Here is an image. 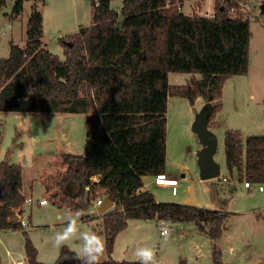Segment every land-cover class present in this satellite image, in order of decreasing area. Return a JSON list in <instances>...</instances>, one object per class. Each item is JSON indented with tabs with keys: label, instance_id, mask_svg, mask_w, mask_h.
<instances>
[{
	"label": "trees",
	"instance_id": "16d2710c",
	"mask_svg": "<svg viewBox=\"0 0 264 264\" xmlns=\"http://www.w3.org/2000/svg\"><path fill=\"white\" fill-rule=\"evenodd\" d=\"M111 1L91 0L92 24L62 40V59L42 40L46 0H34L25 45L12 42L9 55L0 57V112L88 113L85 150L63 155L69 166L60 182L72 179L79 186L77 200L65 192L75 210L86 211L100 196L114 200V208L100 215L109 256L101 264H136L111 256L116 236L132 218L194 222L212 240V264H224L218 240L227 229L229 210L157 201L150 190L140 189L144 176L166 169L169 95L184 96L192 104L203 97L213 106L209 127L217 126L212 118L222 108L226 79L249 70L250 20L230 18L224 9L210 18L187 15L165 7V0H124L118 11ZM5 3L0 0V6ZM23 6L24 0H16L13 13L20 14ZM95 38L100 54L88 53ZM170 71L201 77L171 85ZM224 148L230 177L264 183V133L244 140L241 130L228 129ZM22 174L20 164L0 161V228H23L18 219L10 220L25 204ZM95 186L100 194L91 197L86 192ZM24 232L29 263L44 264ZM55 264L81 262L65 246Z\"/></svg>",
	"mask_w": 264,
	"mask_h": 264
},
{
	"label": "rangeland",
	"instance_id": "374dc122",
	"mask_svg": "<svg viewBox=\"0 0 264 264\" xmlns=\"http://www.w3.org/2000/svg\"><path fill=\"white\" fill-rule=\"evenodd\" d=\"M15 1L6 0V3L0 6V57L9 55L12 42L23 44L27 37L26 26L32 10V2L24 0L20 15L16 17L14 14L13 17H9L13 12ZM68 1L72 0H46L42 11L46 13V29L43 39L48 49L62 59H65L62 40H67L70 34L76 33L79 23L87 24L91 20V18L86 20L81 16L76 18L67 6ZM123 1L112 0L111 7L116 10L120 9ZM79 2L80 11L82 8L86 10L89 6L92 7L90 0H79ZM261 18L264 19V14H261ZM250 25L252 35L248 73L235 74L226 79L222 108L216 111L212 118V120L216 118L220 123L219 127L215 126L218 129L213 130L215 127L211 129L218 137L215 159L222 166L221 176L202 180L199 174L197 151L202 144L193 130V122L197 113L207 107V101L201 97L192 104L184 96L169 95L166 171L179 178L178 194H172L169 186H157L152 183V175L143 177L148 188L161 201L184 203L186 196L190 195L191 186L194 185L202 205L223 207L230 211L225 222L227 229L218 240L224 264H264V190H259V183H252L251 187H246L244 182L238 181L237 176L230 177L224 148L225 132L228 129L241 130L244 140L249 134L264 132V23L254 19L250 21ZM97 42L99 39L95 38L93 42L95 45L91 46L88 53L100 54ZM193 76L201 77L200 74L170 71L169 83L183 85L188 83ZM27 115L32 135L36 137L30 165L24 163L20 155L23 143L18 127ZM87 115V112L46 114L20 111L0 112V153L3 154L0 161L9 160L20 164L26 185L30 184L33 179L37 182L35 178L43 173L46 179H50V185L59 182L64 174L65 164H67L63 155L68 152L65 151L67 144L62 136L68 134L71 151L81 148L83 150ZM54 152H58L56 157H52L56 154ZM223 176H227L228 179L224 180ZM69 182L76 188L70 186ZM262 184L264 186V183ZM58 188L59 203L72 208L73 205L68 204L69 198L66 197L65 192L73 196L77 192V183L72 179L66 184L61 181ZM92 191L96 195L100 194L99 186H95ZM188 202L195 204V202ZM59 208L51 204L47 210L46 207L40 210L36 206L31 209V205L27 204L24 214L25 219L31 220V227H34L28 230V235L37 248V258L41 257L44 264H55V259L61 249L54 247L51 243L54 230L61 227L56 215ZM59 211L64 210L60 208ZM29 214L31 218L28 217ZM101 222V218L87 221L81 219V226L89 231H95L100 227ZM52 223L54 226L49 227ZM165 225L170 229L166 238L161 235V228ZM27 227L24 226L17 230H0V264H13V258L27 256L24 232ZM120 234L122 246L119 248V253H116L120 259L135 260L134 249L147 242L155 245L156 259L159 264H182L183 262L185 264H212L213 261L211 238L191 221L133 218L128 220L127 227ZM99 235L104 240V234ZM68 246L74 249L77 245ZM106 254L105 252L104 255ZM26 264H30L29 261Z\"/></svg>",
	"mask_w": 264,
	"mask_h": 264
},
{
	"label": "clouds",
	"instance_id": "9594fccd",
	"mask_svg": "<svg viewBox=\"0 0 264 264\" xmlns=\"http://www.w3.org/2000/svg\"><path fill=\"white\" fill-rule=\"evenodd\" d=\"M23 148L21 149V158L24 163L30 165L34 154V143L36 137L32 135L31 125L28 122V115L24 121L18 125ZM3 154L0 153V158ZM86 213L84 210L65 209L58 214V221L61 224L59 229L54 230L51 243L56 248H62L68 245H77L73 251L76 259L81 264H101L102 257L105 253V242L102 237L95 231H89L81 226V217ZM170 229L167 225L161 228V235L165 238L168 236ZM136 264H159L156 259V248L154 244L147 242L137 246L133 252Z\"/></svg>",
	"mask_w": 264,
	"mask_h": 264
},
{
	"label": "crops",
	"instance_id": "0c3cea01",
	"mask_svg": "<svg viewBox=\"0 0 264 264\" xmlns=\"http://www.w3.org/2000/svg\"><path fill=\"white\" fill-rule=\"evenodd\" d=\"M29 2L31 1L32 2V4H33V2H34V0H28ZM91 1V0H90ZM67 6H68V8L72 11V13H74L75 14V16H76V18H80V16L81 17H83L84 19H86V20H89V18H91V20H90V23H87V24H81V23H79V27H78V31L81 29V28H84V27H86V26H89V25H91L92 24V10H93V8L91 7L90 8V6L85 10L84 8H82V11H80V9H81V6H80V2H79V0H72V1H68V4H67ZM121 9V8H120ZM120 9H118V11L120 10ZM32 11V10H31ZM42 11H43V6H42ZM31 14V13H30ZM13 15H14V13L12 12L11 13V15H9V17H13ZM20 14H18V15H14V16H16V17H18ZM43 18H44V34H45V29H46V13H45V11L43 12ZM77 31V32H78ZM44 34H43V37H44ZM43 37H42V40H43V43L46 45V43H45V41H44V39H43ZM26 41H27V37H26V39H25V41H24V43L23 44H19V45H21V46H23V45H25V43H26ZM47 47V46H46ZM48 48V47H47ZM10 49H11V45H10ZM9 53H10V51H9ZM64 58H65V54H64ZM201 97H198L197 99H196V101L197 100H199ZM33 113H35V114H40V113H43V114H46V113H58V112H33ZM39 116V115H38ZM41 116V115H40ZM214 121L217 123V126L219 127L220 126V123H219V121H217V119L215 118L214 119ZM218 127H215L213 130H216V129H218ZM211 128V127H210ZM63 131H64V128H63ZM262 133H264V132H262ZM62 139L64 140V142L67 144L66 145V150L65 151H68V152H70L71 151V149H69V141H70V139H69V137H68V134H65V136H62ZM85 141H86V134H85ZM82 149V148H81ZM72 150L70 153H74V154H83V152H84V150H85V145H84V149L83 150ZM63 150V149H62ZM64 151V150H63ZM54 153H56V154H54L52 157H56L57 156V154H58V152H54ZM67 153V152H66ZM198 157V156H197ZM53 161V160H52ZM66 165V167H65V170H64V173L66 172V170H67V168H68V163L67 164H65ZM23 169V168H22ZM166 169H167V167H166ZM166 169H165V171H166ZM221 170H222V166H221ZM44 171V168L42 169V172ZM167 172V171H166ZM41 174V173H40ZM44 174V173H43ZM39 175V177L38 178H35L36 180H37V182L36 181H34V179H33V181L30 183V184H28V185H26L25 183H24V181H23V174H22V193L25 195V204H24V206H23V209L22 210H19V209H16L15 210V214L12 216V217H10V220H16V219H18L19 221H21V223L23 224V227L24 226H28L27 228H26V231L28 232V230H32L34 227H31V220H28V219H25V216H24V214H25V211H26V208H27V202H26V197L27 196H29V195H32V196H34V198H35V202L34 203H32V204H29V205H31V209L33 208V207H37L38 209H40V210H43L42 208H45L46 207V210L48 209V207H49V205H51V204H54L56 207H60V208H62L63 210H65V209H67L68 207L66 206V205H64V203H59V194H58V185H59V182H57V183H53V185H50V183H49V180L50 179H46L45 178V175ZM170 174V173H169ZM172 175V174H171ZM172 176H174V177H176L175 175H172ZM183 176H185V173H183ZM97 177V176H96ZM98 178V177H97ZM75 182V181H74ZM144 182V181H143ZM153 183V182H152ZM69 184H70V186H72V187H75L76 188V186H74V184H72L71 182H69ZM140 190H150L149 188H148V185H146V183L144 182V186L140 189ZM151 191V190H150ZM79 193V186L77 185V192L72 196L73 197V199H76L77 200V198L78 197H76L77 196V194ZM89 196H93V192L92 191H88L87 190V192H86ZM173 194V193H172ZM178 194V193H177ZM49 195V196H48ZM190 196L191 195H189V196H186V198L184 199V203H189L188 201H189V199H190ZM154 197H155V199L157 200V201H161L159 198H157L155 195H154ZM41 198H47V202L45 203V204H41L40 202H39V200L41 199ZM105 198H107V197H105ZM196 198H197V201L195 202V204L197 203V205H199V206H202V207H207L206 205H202V203H201V201H200V197L197 195V193H196ZM85 201L87 200V199H84ZM93 201H94V199L92 200V204L88 207V208H91V207H95V206H93ZM114 205H115V203H114ZM114 205L113 206H111L109 209H107V211L106 212H108V211H110V210H112L113 208H114ZM59 208V209H60ZM87 208V209H88ZM209 208H216V207H209ZM59 209H57V217H58V214H60V213H62V212H60L59 211ZM71 209H73V208H71ZM73 210H75V209H73ZM86 213V212H85ZM104 214V213H103ZM85 215H87V214H85ZM87 216H90V217H84V216H82L81 217V219L82 220H84V221H87V220H91V219H100L101 217H100V215H87ZM29 218H31V214H29V216H28ZM102 219V218H101ZM133 219V218H132ZM155 219H158V218H155ZM28 220V221H27ZM159 221H164V219H158ZM29 224H28V223ZM100 225V227H98L97 229H95V232L96 231H98L99 233L98 234H104V229H103V227H102V222L99 224ZM51 226H54V223H52V224H50L49 225V227H51ZM9 230V229H12V228H0V230ZM12 230H17V229H12ZM121 233V232H120ZM120 233H118V235L116 236V239H115V243H114V250H113V252H112V254H111V256H112V258H114V259H116V260H124V258L123 259H120L118 256L119 255H117L118 253H119V248H121V246H122V238H121V234ZM104 236V242H105V235H103ZM61 250V249H60ZM8 252H9V250H8ZM105 252H106V250H105ZM107 253V252H106ZM117 253V254H116ZM9 254H10V256L12 255L10 252H9ZM59 254H60V252H59ZM59 254H58V256H59ZM38 256H40V254L38 255ZM58 256H57V258H58ZM57 258L55 259V261L57 260ZM109 258V256H108V254H106V255H104V257L102 258V260H105V259H108ZM39 261H42V262H44L42 259H41V257H38L37 258ZM17 260H22V264H26V262L28 261V257L26 256V257H22V258H13L12 259V263L14 264V261H17ZM127 260V259H126Z\"/></svg>",
	"mask_w": 264,
	"mask_h": 264
},
{
	"label": "built area",
	"instance_id": "2783aa9c",
	"mask_svg": "<svg viewBox=\"0 0 264 264\" xmlns=\"http://www.w3.org/2000/svg\"><path fill=\"white\" fill-rule=\"evenodd\" d=\"M99 3V0H95ZM264 0H165V7H177L179 11L187 15H200L204 17H215L219 9H224L230 18H237L242 20L257 19L264 23L261 14H264L263 9ZM194 12V13H193ZM192 13V14H191ZM152 182L157 186H169L173 194L179 191V178L168 174L166 171L152 175ZM227 180L226 176H223ZM94 181H98L96 176ZM246 187H251L252 183L245 181ZM259 190H264L262 183L258 185ZM105 198L102 196L94 198L93 206L97 207L104 202ZM36 200L34 196L26 197L28 204L34 203ZM41 204L47 202V198L39 200ZM14 264H22V260L14 261Z\"/></svg>",
	"mask_w": 264,
	"mask_h": 264
},
{
	"label": "water",
	"instance_id": "95a60500",
	"mask_svg": "<svg viewBox=\"0 0 264 264\" xmlns=\"http://www.w3.org/2000/svg\"><path fill=\"white\" fill-rule=\"evenodd\" d=\"M264 9V4H263ZM124 17L120 15L119 22H122ZM213 112V106L208 103L207 107L202 108L196 115L193 122V130L197 133L202 147L197 151L198 165L200 169V178L208 180L218 178L222 174L221 164L215 159V154L218 149V137L216 133L209 127V118ZM190 202H196V190L194 185L190 189ZM5 195H3V198ZM114 205L112 198H105L104 202L97 206L86 209L87 215H101ZM182 264H185L184 262Z\"/></svg>",
	"mask_w": 264,
	"mask_h": 264
}]
</instances>
